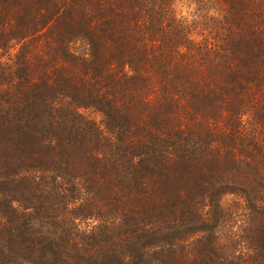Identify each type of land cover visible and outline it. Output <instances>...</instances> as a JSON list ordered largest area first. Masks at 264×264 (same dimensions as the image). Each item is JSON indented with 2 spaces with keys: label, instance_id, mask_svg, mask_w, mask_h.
I'll return each mask as SVG.
<instances>
[{
  "label": "trees",
  "instance_id": "16d2710c",
  "mask_svg": "<svg viewBox=\"0 0 264 264\" xmlns=\"http://www.w3.org/2000/svg\"><path fill=\"white\" fill-rule=\"evenodd\" d=\"M0 264H264V0H0Z\"/></svg>",
  "mask_w": 264,
  "mask_h": 264
},
{
  "label": "rangeland",
  "instance_id": "374dc122",
  "mask_svg": "<svg viewBox=\"0 0 264 264\" xmlns=\"http://www.w3.org/2000/svg\"><path fill=\"white\" fill-rule=\"evenodd\" d=\"M180 9L183 11L184 14H192L193 11H195V7L189 6L187 1H185L184 4L181 5Z\"/></svg>",
  "mask_w": 264,
  "mask_h": 264
}]
</instances>
